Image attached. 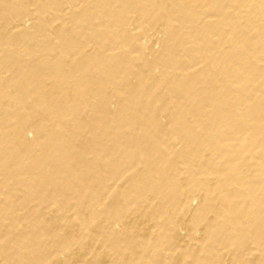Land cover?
<instances>
[{
	"label": "bare ground",
	"instance_id": "bare-ground-1",
	"mask_svg": "<svg viewBox=\"0 0 264 264\" xmlns=\"http://www.w3.org/2000/svg\"><path fill=\"white\" fill-rule=\"evenodd\" d=\"M0 264H264V0H0Z\"/></svg>",
	"mask_w": 264,
	"mask_h": 264
},
{
	"label": "rangeland",
	"instance_id": "rangeland-1",
	"mask_svg": "<svg viewBox=\"0 0 264 264\" xmlns=\"http://www.w3.org/2000/svg\"><path fill=\"white\" fill-rule=\"evenodd\" d=\"M45 17L47 18V20L49 21V23H51V25L53 26V28H55V27H57L59 24V22L57 21V20H55V18L51 15L50 16V13H47L46 15H45ZM54 21H56V23L54 22ZM55 23V24H54ZM153 39H154V41H153ZM157 40H158V36L156 35H154V37L152 38V42H150V40L148 41V40H146L147 42H145L146 44L145 45H149L150 43H152V46L155 48V47H158L157 46V44H156V42H157ZM57 212H58V209H56V208H52V209H46V213H47V215L46 216H41V217H35L34 218V220L36 221L35 222V228L37 227L38 229H41V228H43L44 226H45V224L46 223H48L49 222V224L50 225H62V223H60V222H58V223H55L53 220H52V216H54L55 214H57ZM26 212L23 210L21 213H20V215H22V214H25ZM61 214V213H60ZM53 221V222H52ZM127 223H129V222H127ZM96 230V228L95 227H93V226H88L85 230H83V232H82V234H83V238H85L86 239V237H87V240H90V242H91V239L93 238V236H92V234L94 233V232H96L95 231ZM86 233L88 234V235H86ZM184 241L185 240H188V241H191V243H197V240L198 239H200L201 238V233L199 232L198 233V235L196 236V237H188L187 238V233H185V231H184ZM96 245L97 246H102L103 244H104V242L100 239V238H98L97 240H96ZM179 249V248H178ZM177 249V250H178ZM106 254H103V255H105V256H110L109 254H108V252L106 251L105 252Z\"/></svg>",
	"mask_w": 264,
	"mask_h": 264
}]
</instances>
